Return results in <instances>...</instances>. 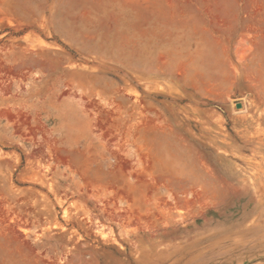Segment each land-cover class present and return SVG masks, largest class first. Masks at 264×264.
Wrapping results in <instances>:
<instances>
[{"label": "rangeland", "instance_id": "obj_1", "mask_svg": "<svg viewBox=\"0 0 264 264\" xmlns=\"http://www.w3.org/2000/svg\"><path fill=\"white\" fill-rule=\"evenodd\" d=\"M0 264H264V0H0Z\"/></svg>", "mask_w": 264, "mask_h": 264}, {"label": "bare ground", "instance_id": "obj_2", "mask_svg": "<svg viewBox=\"0 0 264 264\" xmlns=\"http://www.w3.org/2000/svg\"><path fill=\"white\" fill-rule=\"evenodd\" d=\"M244 108H245V106H244ZM244 108H243V109H244ZM241 110H242V109H241ZM145 129H147V128L145 127ZM150 129H151V128H150ZM150 129H149V130H150ZM86 161H87V159H86ZM93 166H94V165H93ZM87 178H88V177H87ZM109 180H110V179H108V181H109ZM89 183H90V182H89ZM109 184H110V183H109ZM112 184H114V183H112ZM25 231H26V230H25Z\"/></svg>", "mask_w": 264, "mask_h": 264}, {"label": "water", "instance_id": "obj_3", "mask_svg": "<svg viewBox=\"0 0 264 264\" xmlns=\"http://www.w3.org/2000/svg\"><path fill=\"white\" fill-rule=\"evenodd\" d=\"M241 106V104H238V107H240Z\"/></svg>", "mask_w": 264, "mask_h": 264}]
</instances>
